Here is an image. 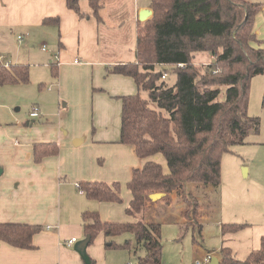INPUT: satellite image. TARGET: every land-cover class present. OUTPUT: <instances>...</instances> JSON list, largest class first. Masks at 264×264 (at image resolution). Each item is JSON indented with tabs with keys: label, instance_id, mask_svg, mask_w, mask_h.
<instances>
[{
	"label": "crops",
	"instance_id": "obj_1",
	"mask_svg": "<svg viewBox=\"0 0 264 264\" xmlns=\"http://www.w3.org/2000/svg\"><path fill=\"white\" fill-rule=\"evenodd\" d=\"M106 4L100 9V16L102 11L108 14L115 7L112 2ZM79 6L83 17L68 9L64 0H0L1 62L25 63L29 67L27 82L0 85L1 105L10 107L5 116L0 115V222L42 227L33 236L31 249L16 248L0 240V264L134 262L133 243L126 237V242L117 239L121 246L107 247L108 239L100 233L86 245L82 212L95 210L102 220L111 222L138 219L126 213L131 199L126 184L133 169L140 168L144 160L136 155L134 146L119 141L121 96L136 93L137 86L131 77L109 71L113 65L134 61L135 55L134 59L126 60L109 46L106 48L101 38L103 17L93 16L87 0H80ZM135 6L133 15L137 21L141 9H151L150 3ZM47 18L58 21L44 22ZM109 20L104 24L111 23ZM43 33L55 36V54L43 55L44 59L38 60L30 46L32 39ZM15 40H22L21 45ZM196 54L194 60L200 62L212 59L208 52ZM32 95L38 96L36 100L32 101ZM34 108H38V116L30 117ZM40 143H55L57 153L36 162L33 147ZM158 156L161 155L156 160ZM88 180L119 182L122 202L87 198L77 185ZM158 201L162 202L161 198L146 204V222H159L162 227L159 215L171 212L185 223L181 213L170 209L173 197L162 214L150 209ZM262 222L252 227L250 238L245 237L244 245L238 247L245 252H236L225 238L249 228V224L234 233L220 230L219 247L228 246L237 259H240L237 255L246 258L260 247V239L264 237ZM185 229L188 230L186 226ZM72 237L75 240L68 245L66 242ZM128 241L129 248L123 247ZM220 248L216 252L205 247L204 258L215 255L219 263Z\"/></svg>",
	"mask_w": 264,
	"mask_h": 264
},
{
	"label": "trees",
	"instance_id": "obj_2",
	"mask_svg": "<svg viewBox=\"0 0 264 264\" xmlns=\"http://www.w3.org/2000/svg\"><path fill=\"white\" fill-rule=\"evenodd\" d=\"M68 9L80 17V0H64ZM105 0H87L93 16L100 19ZM152 16L136 21L134 61L118 63L112 73L131 77L134 94L121 96L120 139L134 146L144 160L132 171L127 182L131 199L126 213L135 221L111 222L101 219L95 210L82 212L85 244L98 234L106 237L107 247L121 246L117 237L134 238L132 264H161V224L146 222L143 217L150 194L164 193L166 205L175 193L182 205L186 228L193 242L202 232L201 203L189 188L221 181V154L233 145L245 144L251 134L259 132V119L247 112L248 92L253 76L264 75V48L253 26L259 0H150ZM58 19L47 18L44 22ZM208 52L206 65L194 62L195 54ZM52 73L55 75L56 70ZM165 74V77L163 75ZM175 76L172 84L166 76ZM29 67L25 63L4 66L0 62V85L27 82ZM223 87V88H221ZM147 93V98L141 96ZM262 105L264 106V93ZM55 143L33 147L36 162L56 154ZM161 155L166 171L156 160ZM201 185V186H200ZM87 198L100 202H122L119 182L81 181L77 185ZM247 223H222V233H234ZM37 224L0 222V240L20 248H34L33 236L41 230ZM129 248L130 243L122 244ZM219 264H264V237L258 250L245 259H237L228 246L218 251Z\"/></svg>",
	"mask_w": 264,
	"mask_h": 264
},
{
	"label": "rangeland",
	"instance_id": "obj_3",
	"mask_svg": "<svg viewBox=\"0 0 264 264\" xmlns=\"http://www.w3.org/2000/svg\"><path fill=\"white\" fill-rule=\"evenodd\" d=\"M110 1L112 2L111 5L115 6L112 8V11L108 14H106V11L101 12V17H103V24H101L103 45L106 48L109 46L118 55L122 56V58L132 60L134 59V41L137 21L133 15L134 9L136 8L135 4L147 6L150 0H109V2L105 0L104 3L107 2L105 6L109 5L111 3ZM259 1L261 7L256 14L253 29L260 40L259 47L264 48V0ZM108 15L112 17L110 20L108 19ZM108 20L111 23L105 22L104 24V21ZM107 25L114 26L109 28L106 27ZM106 30H109L107 36ZM54 37L55 36L50 34L43 33L32 39L33 42L30 47H33V52L38 60H43V55L55 54L54 47L57 40ZM18 41L15 40L17 44L21 45L22 40L20 43ZM43 44L46 46L45 49H42ZM194 62L202 65L208 63L197 60H194ZM44 69V67H41V70ZM166 78L168 84H172L175 81L174 75L169 76L168 74ZM27 85L32 87L30 84ZM263 93L264 75L260 74L253 76L250 81L248 92L247 112L250 116L259 119V132L249 135L245 144L233 145L221 154L220 185L218 187L208 185L207 188L205 187L203 188L204 190H202L197 189V183L189 184V188L196 193L201 203L200 210L202 215L200 220L203 227L201 235L195 236L199 244L193 242L191 229H185L184 223L175 218L176 215L174 213L169 212L167 214H162L164 213L163 210L167 209V205L163 200L162 202L158 201L157 205H153L156 206V208H153V206L150 208L162 214L159 215L160 221L162 222V264H196L197 262H199V264H205L203 256L205 247L209 250L215 249L216 252L218 248H220L221 236L219 225L221 222L247 223L251 225L249 228L225 238V241L228 242L236 252H245L244 248L239 249L238 247L244 245L245 237L247 240L250 238L252 227L262 222L261 220H264ZM141 96L147 98V93L141 91ZM37 97V95L30 96L32 101L36 100ZM9 108V106H2L0 101L1 116H5V112ZM27 110L28 109L25 108L23 112L26 114ZM158 157L157 161L162 164L166 171L167 167L164 158L162 156ZM243 168L245 169L246 175H243ZM248 170H250L249 174ZM120 195L122 197L121 185ZM175 195H172L174 201L170 209L180 214L182 212V205H179L177 202L178 198L176 196L177 199H175ZM232 201L234 202L231 203ZM147 211L148 213L151 212L150 210ZM142 215L143 217L147 215L146 210H144ZM124 237L130 239L134 245V238L131 234L122 235L116 239L120 242H126ZM199 245L201 246L198 247ZM237 257L240 259L245 258L239 255H237Z\"/></svg>",
	"mask_w": 264,
	"mask_h": 264
},
{
	"label": "water",
	"instance_id": "obj_4",
	"mask_svg": "<svg viewBox=\"0 0 264 264\" xmlns=\"http://www.w3.org/2000/svg\"><path fill=\"white\" fill-rule=\"evenodd\" d=\"M152 13H153L152 9L143 8L138 13V20L139 21H146L152 15ZM0 172H1V168H0ZM163 195H164V193H162V192H155V193L150 194V198L152 200H156V199L162 198ZM207 264H219V263L217 261V258L215 256H212V257H210V260Z\"/></svg>",
	"mask_w": 264,
	"mask_h": 264
},
{
	"label": "built area",
	"instance_id": "obj_5",
	"mask_svg": "<svg viewBox=\"0 0 264 264\" xmlns=\"http://www.w3.org/2000/svg\"><path fill=\"white\" fill-rule=\"evenodd\" d=\"M21 36H18V39H20ZM46 46L45 44L42 45V49H45ZM1 58L2 56H0V62H1ZM77 62V60H75ZM2 63V62H1ZM4 66H8L9 64L8 63H3ZM163 77H165V74L163 75ZM30 117H37L38 116V108H34L30 113H29ZM75 240L74 237H72L71 239L67 240V244L69 245L71 242H73ZM210 255H207L205 258H204V261H205V264H207L210 260ZM196 264H199V262H197Z\"/></svg>",
	"mask_w": 264,
	"mask_h": 264
}]
</instances>
